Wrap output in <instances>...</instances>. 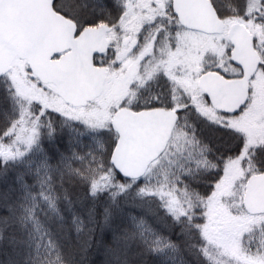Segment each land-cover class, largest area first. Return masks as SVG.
Returning a JSON list of instances; mask_svg holds the SVG:
<instances>
[{
  "label": "snow or ice",
  "instance_id": "1",
  "mask_svg": "<svg viewBox=\"0 0 264 264\" xmlns=\"http://www.w3.org/2000/svg\"><path fill=\"white\" fill-rule=\"evenodd\" d=\"M0 264H264V0H0Z\"/></svg>",
  "mask_w": 264,
  "mask_h": 264
}]
</instances>
